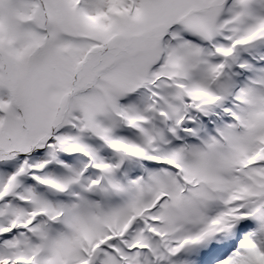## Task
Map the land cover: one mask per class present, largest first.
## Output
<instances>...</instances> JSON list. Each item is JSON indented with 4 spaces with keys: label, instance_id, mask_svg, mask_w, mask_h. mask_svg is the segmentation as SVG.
I'll return each mask as SVG.
<instances>
[{
    "label": "snow or ice",
    "instance_id": "snow-or-ice-1",
    "mask_svg": "<svg viewBox=\"0 0 264 264\" xmlns=\"http://www.w3.org/2000/svg\"><path fill=\"white\" fill-rule=\"evenodd\" d=\"M0 264H264V0H0Z\"/></svg>",
    "mask_w": 264,
    "mask_h": 264
}]
</instances>
